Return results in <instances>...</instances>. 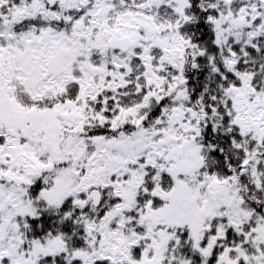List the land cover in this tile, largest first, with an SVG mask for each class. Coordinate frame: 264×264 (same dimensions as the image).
Returning <instances> with one entry per match:
<instances>
[{
    "label": "snow or ice",
    "instance_id": "6c2138e0",
    "mask_svg": "<svg viewBox=\"0 0 264 264\" xmlns=\"http://www.w3.org/2000/svg\"><path fill=\"white\" fill-rule=\"evenodd\" d=\"M0 264H264V0H0Z\"/></svg>",
    "mask_w": 264,
    "mask_h": 264
}]
</instances>
